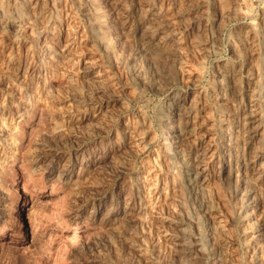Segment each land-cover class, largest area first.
Segmentation results:
<instances>
[{
	"label": "rangeland",
	"instance_id": "1",
	"mask_svg": "<svg viewBox=\"0 0 264 264\" xmlns=\"http://www.w3.org/2000/svg\"><path fill=\"white\" fill-rule=\"evenodd\" d=\"M0 264H264V0H0Z\"/></svg>",
	"mask_w": 264,
	"mask_h": 264
},
{
	"label": "bare ground",
	"instance_id": "2",
	"mask_svg": "<svg viewBox=\"0 0 264 264\" xmlns=\"http://www.w3.org/2000/svg\"><path fill=\"white\" fill-rule=\"evenodd\" d=\"M222 82L224 81L225 82V77L223 76V78L221 79ZM225 84V83H224ZM229 89V87H225V91L227 93V90ZM229 92V91H228ZM231 94V93H230ZM227 95V94H226ZM231 96V95H230ZM223 97V96H222ZM168 125V124H167ZM166 132L162 135L163 136V139H164V148L166 150V152H168L169 155L171 156H174L175 155V152H173V148H174V145H175V142L171 141V137H169L168 135V130H165ZM229 132V131H227ZM178 135H180V131L177 130V135L173 136V137H178ZM231 135V134H230ZM225 136V135H224ZM235 138L236 136L230 138L227 140V144L228 145H231L233 142H232V139L235 141ZM231 147V146H230ZM219 176V173L217 174V177ZM187 185H183V187H185L186 189H188L189 192H193V190H196L199 189V186L197 183L193 182L192 180H189L187 181ZM241 202L244 204L246 202V197L245 195H242L241 198H240ZM33 229L35 230V227H33ZM206 230V229H205ZM205 232V231H204ZM202 240L201 241H205L206 238L202 237L201 238ZM207 241V240H206ZM208 244H205L203 243V245H201V248H203L202 250L205 249V247H207ZM209 247V246H208ZM47 250V247L45 246L44 247V250L42 252V254L40 256H43L45 253H46Z\"/></svg>",
	"mask_w": 264,
	"mask_h": 264
}]
</instances>
